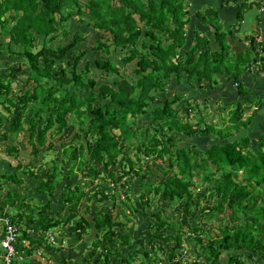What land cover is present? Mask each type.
<instances>
[{
  "label": "trees",
  "instance_id": "trees-1",
  "mask_svg": "<svg viewBox=\"0 0 264 264\" xmlns=\"http://www.w3.org/2000/svg\"><path fill=\"white\" fill-rule=\"evenodd\" d=\"M221 2L219 10L196 14L212 31L213 48L196 26L188 40L189 0H0V61L6 63L0 70V148L17 152L28 144L32 158L18 154L20 175H0V181L37 184L36 192L46 199L44 204L20 202L16 193L2 202L10 205L2 214L17 227V253L20 241L33 249L46 246L53 229L69 225L83 239L92 227L95 236L102 235L92 240L90 256L96 264H108L118 255V244L130 245L125 217L128 211L137 213L131 201L135 194L142 206L154 198L163 204L151 214L154 222L145 238L151 251L163 255L167 249L165 264L264 262V135L253 143L243 133L250 121H242L241 108L230 110L226 120L220 117L225 106L217 104L216 127L204 120L203 110H194L198 103L187 100L180 108L183 92L167 93L169 81L180 87L186 80L212 95L218 75L240 92L243 74L251 68L264 73V36L259 42L248 37L246 48L232 56L226 42L228 35L236 39L246 11L259 3ZM230 7L236 22L224 32L219 14ZM73 21L99 35L93 46H82L83 34L70 29ZM90 54L106 59L91 64ZM112 55L120 64L110 60ZM92 66L99 74L91 73ZM20 75L25 80L14 86ZM70 128L74 139L60 138ZM195 139L205 140L204 148ZM49 152L54 154L42 178L40 164ZM164 157L166 178L155 183L139 178L145 160L164 164ZM110 167L117 171L107 173ZM85 169L89 188L95 187L88 196L80 183L58 185L63 176L69 180ZM57 195L63 208L55 219L49 211ZM120 197L123 205L114 220L111 206ZM92 201L110 206L90 219L87 214L99 209L89 206ZM166 212L178 213L177 219ZM199 216L207 222L218 217L220 234L213 236L197 223ZM121 262L144 264L129 257Z\"/></svg>",
  "mask_w": 264,
  "mask_h": 264
},
{
  "label": "rangeland",
  "instance_id": "rangeland-1",
  "mask_svg": "<svg viewBox=\"0 0 264 264\" xmlns=\"http://www.w3.org/2000/svg\"><path fill=\"white\" fill-rule=\"evenodd\" d=\"M196 25H197L198 29L203 30V27L197 21H195L194 17L192 16L191 23H190V26H189V29L187 32L188 40L191 39V28H192V26H196ZM70 29L73 31L77 30L83 34V38L85 39V41L83 42L82 46H84V47L90 48L91 46L94 45L95 40L98 39V37H99V35L97 33H94L95 31H93L92 29L88 28L86 26V24L80 25V27H79V25L76 24L75 21H73L70 25ZM39 47H38V49H39ZM36 50H37V48H36ZM100 59H106V58L104 56H100V55L97 56L94 54H90L87 57V60H89V62L91 64H93L94 60H100ZM116 59H117L116 55H112L110 57V60L112 62H115L116 64H118L119 63L117 61L118 59L117 60ZM5 65H6V63L2 59L0 61V70H2L3 72H4L5 67H6ZM123 71H124L125 76H127L129 73H131L132 72V64L126 66V69ZM91 73L93 75L99 74V72H97V70H95L93 68V66H92ZM18 80H20V81L15 82L14 86L15 85L17 86L18 84H20L22 82L21 80H25V75L18 76ZM197 87H198V84L194 83V87L192 88L190 86V83H187L186 80L183 81V84L180 87H175L174 83L172 81H169L168 87H167V89H169V90H167V93L171 94L175 90H176V92H180V93L183 92L182 101L179 102L180 108L184 107L183 105L187 100H192L191 103H193V101H194L193 104H196L197 102H199V106H195L194 110H197L198 108H200L201 110H204L203 111V118H205L207 123H210L216 127H219V122H218V119H219L218 113H219V109H220L218 107L219 105H215L214 103H207V104H209V107H207L205 109V107H204L205 101L203 100V98H205L206 93L200 89L197 90ZM170 88H173V90H170ZM1 109H2V107L0 106V112H1ZM193 112L196 113L198 111H193ZM4 113H7L6 110H4ZM181 116L183 119H188L184 112H181ZM197 118H199V116ZM226 120H227V117H226ZM231 125H232V123L230 122L229 126H231ZM143 127H144V125H143ZM75 136H76L75 128H70L68 133H66L65 135L63 134L60 138H62L64 140H72V139H74ZM20 138H21V135H19L18 140ZM56 141L59 142L60 139L56 138ZM25 147H26V151H25ZM29 151H30V146L28 144H26L21 152L25 155V157L32 160V158L28 157ZM50 153H52V152H49V154ZM53 154L46 156V158L42 161V164L39 163V160H37L35 162L37 165H39V164L41 165V169H40L41 173L39 172V174H41L42 178H45V171L48 168V166L46 164L50 159H52ZM143 161H144V159H143ZM166 168H167V158L166 157H164V164H158L157 162H154L151 159L145 160L144 165H143V174L139 178L143 179L144 182H146V183H155L156 180L159 182L162 179L167 177V176L164 177V173H165ZM85 171H86V169L83 172H81L80 174L70 178L69 180H67L66 177L63 176L58 185L61 186L63 184H75V183L79 184L80 183L86 189V192H87L86 195L88 196V194L91 193V190H94L95 187L89 188L88 181L84 177ZM99 171H102V169H100ZM115 171H117L116 168L110 167L109 170L107 171V173L115 172ZM137 180H139V179L136 178L135 181H137ZM196 186H199V189H202V188L204 189V186L200 183H196ZM104 187L106 188V186H104ZM111 188H113V185L111 186ZM57 197H58L57 199L54 198L53 201L51 200V208H52L51 214L54 216L55 219L59 218L58 216H56V213L60 212L63 208L62 199L60 198L59 195H57ZM123 199H124V197H120L119 199H117L113 203V206H111L110 214L112 215V218L114 220H116L120 216V213L118 211H119V207L123 205ZM131 201L133 202V206H134L135 210L137 211V213H133L131 211L130 212L128 211V216L125 217L127 219V222L129 223L128 228L130 230L128 231V233L131 236L130 245L128 246V248H125L123 245L118 244L117 250H116V253H118V255L112 256L108 264H123L121 262V260L125 257L135 258L137 261L142 260L144 264H157L156 261L158 262L162 259L163 260L162 263L165 264L167 262V260H166L167 259L166 253L168 252L167 249L165 248V252L163 253V255H162L161 251L160 252L151 251V249L149 248V245H148V240L145 238L146 234H147L146 227L149 225V223L154 222V219L151 217V214H153V212H156L161 207H163V204L161 203V201L159 199L154 198L155 203L152 201V204L150 206H142L140 204L138 196L135 194H133V196L131 197ZM52 204H54V205L52 206ZM89 206H91L92 208H93V206H97L99 208L97 211L92 209V211L89 214H87L88 218L92 219L95 214L102 215L103 212L106 211L107 207L110 206V204L106 203V205H103L102 203H99L97 201H92L89 203ZM174 212H175V210H174ZM177 212H179V211H177ZM67 214H68V212L66 211V215ZM175 214L176 215H174L173 213L166 212L164 216L170 215V217L177 219L178 213H175ZM195 220L199 224L202 223V225L204 227H206L208 229L209 233L213 234V236L220 234L218 232V228H219V224H220L221 220L218 217H216V219H214L211 222H207L206 217L202 218L200 216H199V218H197ZM91 225H93L92 222H91ZM90 229L91 230H88V234L84 235V238L81 239V238L77 237L75 230H73V227H70L69 225L63 226V227H60L59 229L51 230L50 235H52L54 237L50 238V240L52 239V241H50V240H47V241L49 242L48 243L49 245L53 246V243H54L55 245H57V247H59L57 249H58V252H60L59 250H61L60 254H61V256H64L63 259L65 258L67 260V259H70L71 256L72 257L76 256L75 257L76 260L74 259L75 264H80V263L81 264H96L95 263V257L90 256V253L94 250L92 247V240H95L96 238H101L102 234L97 237L94 235L95 231L93 230V228L91 227ZM69 230H71V232H69ZM148 252L150 253L149 255L147 254ZM54 256L58 259L57 255H54ZM162 263L158 262V264H162ZM18 264H22V263L19 262ZM262 264H264V262H262Z\"/></svg>",
  "mask_w": 264,
  "mask_h": 264
},
{
  "label": "crops",
  "instance_id": "crops-1",
  "mask_svg": "<svg viewBox=\"0 0 264 264\" xmlns=\"http://www.w3.org/2000/svg\"><path fill=\"white\" fill-rule=\"evenodd\" d=\"M236 1L241 2L242 0ZM256 1L257 4L259 3V5L253 6L251 9L246 11L244 20L240 27V31L235 34L236 39L230 37L229 35L226 37V42L230 46V56L238 54L246 48L249 43V41L246 40L248 37H257L256 42H259L261 40V35L264 36V8L263 5L260 6L262 0ZM221 3V0H189L187 9L189 11L190 20L193 16L195 21L199 23L196 18L197 12L204 11L206 9L219 10ZM219 19L223 24L224 32H228L236 22L235 9L233 7H230L226 11V13L220 12ZM198 30L202 35L207 36V38L212 41L211 43L213 45V48H216L212 40V31L209 28L204 27L203 30ZM215 81L216 84L213 85L214 90L212 95L209 92L208 88H203L204 86L201 87L200 85H198L197 87V90L200 89L206 93L205 98H203V100L205 101V109L209 107V104L207 103H214L215 105L222 103L225 106L226 111L223 112V114H220V117H228L227 115L230 110L241 108V110H243L242 121H250L247 130H244L243 133L245 135H248V137H251L253 143L258 142L257 139L259 138V136L264 135V73L260 72L258 69L251 68L249 72L243 74L241 82L244 88L241 89L240 92H238V88H235L232 85L228 84L222 75H218ZM261 100L263 103L261 102ZM197 103L199 104V102ZM5 114L8 115V113ZM203 141L205 140H202L201 143V139H195L193 140V143H195L199 148H202L205 144H203ZM11 145L14 146L15 143L13 144L12 142ZM21 151L22 150L20 148V151L18 150L17 152L11 150L9 152H3L0 148V175L6 176L7 174L11 173H17V175H20L17 167L19 164L18 154L22 153ZM22 156L25 155L23 154ZM36 187V184L34 185L26 183L24 185V183L18 184L11 181L6 182L5 178H1L0 214H2V210H4L3 212L5 213L10 211V205L6 204L4 207L2 202L5 201L7 197L16 193H19L17 196H19L18 199L20 200V202H32V204L34 202L35 204H44L46 202V199L44 198V196L36 192ZM51 200L53 201V199ZM53 205L54 204H52V206ZM49 213H52V208ZM24 219L25 218H23V220ZM71 230H69V232H71ZM50 241H52V239ZM19 246L21 247V251H18V259L14 261V264H18L19 262H21L22 264H68L65 263L66 259H63L64 256H61L60 254L61 250H59L60 252H58L57 248L59 247H57V245H55L54 243L53 246L49 244L40 247L38 245H35V248L37 247V249H33V247L28 245V241H20ZM54 255H57L58 259ZM1 256L2 251L0 249V264ZM75 257L71 256V258L69 257L70 259H67L72 260L70 264H75Z\"/></svg>",
  "mask_w": 264,
  "mask_h": 264
},
{
  "label": "built area",
  "instance_id": "built-area-1",
  "mask_svg": "<svg viewBox=\"0 0 264 264\" xmlns=\"http://www.w3.org/2000/svg\"><path fill=\"white\" fill-rule=\"evenodd\" d=\"M17 227H15L8 217L0 214V249L2 251L1 264H13L18 259Z\"/></svg>",
  "mask_w": 264,
  "mask_h": 264
}]
</instances>
